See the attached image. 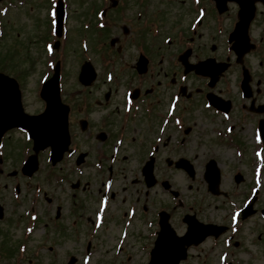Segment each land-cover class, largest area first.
<instances>
[{
	"label": "flooded vegetation",
	"instance_id": "1",
	"mask_svg": "<svg viewBox=\"0 0 264 264\" xmlns=\"http://www.w3.org/2000/svg\"><path fill=\"white\" fill-rule=\"evenodd\" d=\"M161 1L101 0L96 2L100 3L99 5L88 2V4H92L88 16L93 15L95 19L96 17L99 20L103 19L106 24H109L110 20L118 18L120 24L115 31L114 28L111 29L113 32L108 37V48L97 49L98 53L104 54L105 59L103 64L94 67V78L85 86L84 96L78 97L77 94L81 92H78L76 88H70V84L61 82V100L68 105L72 153L68 160H64V156L55 165L49 163V166L54 168L55 180L61 179V174L66 172L70 174L71 179L68 181V186L75 196L77 192L85 193L96 179L101 186L99 190L97 186V193L99 197L106 199L109 203L108 207L118 201L117 193L112 190L117 183L120 195L127 188L130 192H135L134 200L136 202L140 201L138 195H144L143 201L138 207L133 205V212L139 216L152 217V222L149 221L147 225L149 229V241L146 245L147 255H149V250L157 234L158 218L156 208L153 210L154 203L149 199L151 186H147L141 165L150 156L154 158L158 152L173 153L179 150L186 153L184 158L192 164V161L197 159V147L203 145L195 133H192L193 130L196 131L195 127L198 125L196 120L198 111L202 116H209L210 122L219 116L231 118L232 125H227L225 128L227 132H225L223 141H228L229 144L233 143L235 146L245 142L244 136L248 132L245 128L251 125L250 122L253 123V133L254 128L258 127V120L264 119V110L261 114L256 111L264 106V103L255 101L260 88L253 91L249 85L250 95L236 99L233 91L225 86L226 70L231 64H233V68L237 66L231 48L234 39L231 42L228 40L229 33L237 20L236 2L228 0L222 7V5L217 6L213 0H198L197 3L187 0L190 11L194 15L188 23L184 22L185 26L182 27L180 23L178 24L176 32H182L183 37L169 40L166 46L159 43L157 52L156 39L141 38V34H144L142 37L148 33L151 34L148 31L149 23L150 28H153L154 24L161 27L165 22L163 20L168 15H174V19L178 20V16L182 14L178 9L170 10L166 6L167 3L174 5L173 1L178 3L179 0L163 1L166 3L165 7L160 5ZM199 10H202V15L197 19L194 29L191 30V25ZM108 11L112 12V15H108ZM128 11H132V14L128 15ZM203 20H208L206 26L211 28L212 32L204 33L202 31L205 24ZM224 27L226 29L223 31ZM107 28H104L103 31ZM251 41L254 43L255 49L261 51L260 42ZM162 49L166 50L162 51ZM222 49L224 57L220 59ZM226 49L230 50L227 57ZM168 51L170 53L166 56L164 52ZM181 54H186L183 63L178 60V56ZM231 57L232 62L229 61ZM199 61H207L208 68L206 70L208 73L206 75L195 73V68L192 65ZM221 63L224 64L223 71L218 75L211 74ZM77 75L78 72L73 78L75 83L78 81ZM66 78L67 76L63 75L64 81ZM44 80L45 77L38 87L37 113H42L45 110L46 96L49 94V89L44 86ZM236 90L239 92L240 88L237 87ZM97 110L100 111L99 115L94 118ZM54 114L60 116L59 107L54 110ZM240 120L245 121V124H241L238 128L237 121ZM198 130L200 131L201 128ZM206 131L208 132V130ZM210 133L216 135L211 130ZM214 136L212 137L214 138ZM13 142L16 143L17 140L13 139L11 143L14 144ZM262 144H264V131ZM131 148L146 152L143 160L141 157L136 161L135 171L134 168L130 169V164V167L128 166V154L120 157L121 153ZM48 151L49 147L43 149L42 156L48 154ZM190 152L193 155L187 154ZM80 153H84V155L77 162L76 159ZM167 159L174 160V158L166 157V165L168 164ZM62 169H65L64 173L61 172ZM152 172L156 180L154 160ZM126 177L129 178L124 186L122 181ZM106 181L110 182L107 184H110V190L107 193L104 190ZM139 182L142 183L144 189H139L137 194L134 187ZM22 188L33 190L41 188V201L55 205V209L60 207L58 197L55 195V191L59 187L48 189L39 178H34L31 183H22ZM121 197L123 203L125 197L123 195ZM26 200L28 203L30 202V199ZM41 201L37 200L36 203L39 204ZM78 202L77 199L74 201L73 215L78 211L75 209L79 207ZM12 203L14 208L24 206V203ZM95 211L94 209L93 213ZM100 211L102 215H105L109 209L104 208ZM127 211L129 208L126 210H121L119 207L115 209L119 215H127ZM223 234L224 232L221 233V235Z\"/></svg>",
	"mask_w": 264,
	"mask_h": 264
},
{
	"label": "rangeland",
	"instance_id": "2",
	"mask_svg": "<svg viewBox=\"0 0 264 264\" xmlns=\"http://www.w3.org/2000/svg\"><path fill=\"white\" fill-rule=\"evenodd\" d=\"M2 1V5L6 4V0ZM99 1L101 0H67L68 19H66L65 23V37L68 42L66 50L64 49L59 52V56L64 61L63 71L67 76L65 83L70 84V88L73 87L82 90L81 93L77 94L78 97L85 95V90L79 89V83H75L73 80L82 62V60L80 62V52L82 49H79L80 41L78 39L81 37L83 39L84 37H88L89 39L90 37L94 38L97 34H103L100 39L102 48L96 46V41L89 39L91 40L92 47H88L85 55L90 54L95 66L97 64L100 65L98 59H101V56L97 54V49L102 50L108 48V37L113 32L111 29L114 28L115 31L120 24V20L114 18V20L109 21L110 23L108 22L109 24H106L105 20H102V23L106 25L105 28L108 27L107 30L103 31V29L97 27V24H95V16L90 15L92 18H89L90 16L87 14L92 7V4H88V2H92L93 5H99L100 3H96ZM164 2L166 1L164 0ZM164 2L160 3L162 7H165L166 3ZM173 4L167 3L166 6L170 10L178 9V11L182 12L178 16V20L174 19V15H168L163 20L165 22L160 27L159 35L154 38L149 33L145 37H142L144 34H141V38H153L157 40V52L159 51V43L166 46L165 42H163L165 36L172 35L174 38V34L179 27L178 24L180 23L182 27L185 26L184 22L188 23L194 15L190 11L189 1L179 0L178 3H174L173 1ZM48 6V0H26L22 5L8 7L7 13L3 16H1L0 9V26L2 27L3 25L4 29L3 37H0V69L3 71L9 69L13 74H19L16 72L21 71L25 102L31 111H35L38 105L34 90L37 79L43 70L45 56L43 52V40L47 37L48 20L46 11ZM111 13L108 11V15H112ZM127 13L128 15L132 14V11H128ZM171 20H173V23H171ZM83 21L90 22L89 26L87 25L88 28L86 27L87 29L82 27ZM203 21L205 24L202 27V31L204 33L212 32V29L206 26L208 20ZM93 26L97 28L93 29ZM226 28L224 27L223 31ZM250 34L253 38L260 40L262 49L261 51L252 49L244 56L243 62L245 61V64L249 66L252 75L250 87L253 91L256 88H260V92L256 95L255 101L264 103V9L260 8L257 12L252 23ZM89 40L88 45L91 46ZM90 48L92 50L91 53ZM164 50L166 49H162V51ZM221 51L220 59L224 57L223 49ZM169 53V51L164 52L166 56ZM225 54L227 55L226 52ZM231 59L232 57L229 61ZM96 60L97 64L95 63ZM233 67V64L229 66L226 70L227 74L225 77L228 78L230 83L229 88L233 91V95L237 99V97H241L236 90L238 87L236 79L239 68L237 66L235 68ZM99 112V110L95 111L94 118L99 115ZM196 120L198 121V125L195 127L197 132L193 130L192 133H195V136L201 140L203 145L200 147L196 146L198 152L196 154L197 159L193 160L194 163H192L195 167L193 178H190L181 169H169L165 163L166 157L175 159L179 156L186 155V153L181 151H174L173 153L158 152L153 158L156 184L149 189V199L154 203L153 210L156 208L157 211L164 209L169 212L170 224L178 234H182L184 231V224L181 222L182 214L185 212L191 213L193 211L191 209L196 210L197 217L201 220L228 223L230 227V225L237 222L235 209L247 194V186L249 184V193L254 188L258 189L257 204L254 207H264V165L260 168L254 166L253 171L257 173V176L253 175L251 178V167L248 164L250 158L253 161L251 165H257V162L261 161V153L256 155V158H253L255 153L261 152L253 149V146L256 145L255 138L252 135L253 123L249 121L251 125L245 128L248 131L244 136L246 138L244 146L247 148V151L245 150L246 158L244 160L247 161V164L242 169L240 168L243 181L236 187V191L239 189L245 191V193H235L232 195L234 188L232 171L235 165L242 166V162L234 159L235 154L232 147L217 141L219 134L214 136L213 133H210V130L208 132L206 131V128L210 125L216 126V129L225 137L226 121L220 118V121L216 119L215 123L212 124L209 116H202L199 111ZM237 124L239 128L241 124H245V121H237ZM198 128H201V130L199 131ZM142 151L136 148L127 149L120 154V157L121 155L128 154V166L130 167L131 165L130 169L134 168L135 171L136 161L141 157L143 160L144 154H146L145 151ZM212 152L216 155L215 161L220 170V182L218 185L220 195L208 193L206 190V182L203 180L204 168L201 162L206 161ZM187 154L193 155L192 152ZM140 163L142 164V162ZM18 164L19 162L14 161L13 166H17ZM5 165L6 170L8 168L11 169L10 162L6 161ZM1 177L3 176L0 175ZM128 178L126 177L122 181L124 186H126L125 183ZM164 179L168 181L169 189L177 192L176 196H172L169 189H164L161 186L160 181ZM251 183L253 184L251 185ZM135 185L134 188L138 194V190L142 189L143 185L140 182ZM45 186L48 189L54 187L49 184H45ZM97 186L98 190L101 189L96 179L85 193L77 192L75 196L69 188L68 183L64 182L55 191V195L58 197V204L61 208L59 218L57 220L54 218L55 205L54 211L50 214L47 211V207L42 206L39 211L43 209L44 213L39 217L41 220L37 224L38 228L35 229L33 234L28 235L27 238H24L25 235H23V231L25 233L23 224L16 222L21 219L20 215L23 213L26 203L24 206L14 208L9 187L6 186V188L0 190V205L2 206V215L0 216V264H143L146 254L142 245L147 244L149 241V238L146 236L149 229L145 226V220L141 216H125L124 219L115 212V209L119 207L121 210H126L130 205H136L138 207L142 203L144 195H138L140 201L137 202L134 200L136 196L135 192H130L128 188L120 195L117 183L112 190L117 193L118 201L110 204L108 207L109 211L105 214V217L97 222L91 223L93 221V210L96 209L98 203ZM22 193L25 194L26 198H29L31 192L29 193L26 189H23ZM122 195L125 197L123 203L121 202ZM76 199L79 200V207L75 208L78 211L73 215L74 211H72V207ZM41 202L43 205V201ZM49 217L54 221L51 222ZM259 217L260 215L256 213L245 221L241 235L242 245L234 249V255L228 254L224 245L218 239L207 238L201 244L189 247L187 258L179 264H227L229 262L236 264V261L229 260L228 257L237 260L238 264H264L263 235L262 238L256 239L258 237L257 230L264 234V224H258L256 227L255 220H261ZM148 218L147 220H149ZM43 220L47 224H51L50 227L52 228H45L42 222L43 224L46 222ZM73 223L74 226H72ZM97 223L100 225L98 226ZM58 224L62 225L59 229L57 228ZM251 234L252 238L249 241L247 236L250 237ZM21 241L25 243L24 250H21V247L19 248L20 245L18 243ZM88 242L90 246L87 250L86 245ZM242 246L250 247L247 254L242 252ZM69 259L73 261L69 262Z\"/></svg>",
	"mask_w": 264,
	"mask_h": 264
},
{
	"label": "water",
	"instance_id": "3",
	"mask_svg": "<svg viewBox=\"0 0 264 264\" xmlns=\"http://www.w3.org/2000/svg\"><path fill=\"white\" fill-rule=\"evenodd\" d=\"M244 9H245V6L242 5V10L244 11ZM34 135L37 138L41 136H45L41 132H38V131H36ZM216 183H217V180L212 182L211 185H209L212 191H215ZM166 239L169 241H173V245L169 247L170 252L167 255V259L166 260L152 259L150 264H177L179 259L185 257V246L184 245L189 244L191 241L198 240V234H197V230H195V227L193 225H189V228L187 229V232L183 237H174V234H173L171 235V237H167Z\"/></svg>",
	"mask_w": 264,
	"mask_h": 264
},
{
	"label": "snow or ice",
	"instance_id": "4",
	"mask_svg": "<svg viewBox=\"0 0 264 264\" xmlns=\"http://www.w3.org/2000/svg\"><path fill=\"white\" fill-rule=\"evenodd\" d=\"M257 155H259V153Z\"/></svg>",
	"mask_w": 264,
	"mask_h": 264
}]
</instances>
